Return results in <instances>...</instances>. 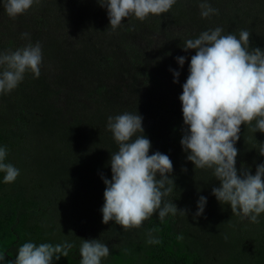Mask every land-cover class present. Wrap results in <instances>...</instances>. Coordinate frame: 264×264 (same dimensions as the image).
Wrapping results in <instances>:
<instances>
[{"label": "trees", "instance_id": "trees-1", "mask_svg": "<svg viewBox=\"0 0 264 264\" xmlns=\"http://www.w3.org/2000/svg\"><path fill=\"white\" fill-rule=\"evenodd\" d=\"M200 0H177L167 13L144 21L134 16L112 30L98 0H40L10 18L0 0V53L29 41L42 47L38 78L27 72L9 94H0V147L20 170L13 183L0 172V253L10 264L25 242L73 243L53 264H80L82 239H100L110 249L101 264H264V213L259 223L232 214L212 195L219 181L210 169L195 168L180 144L182 85L194 50L187 39L222 27L239 38L250 33V48L264 49V0H208L218 15L202 18ZM28 39H22V33ZM185 56L180 68L176 57ZM180 71L173 83L169 69ZM138 112L149 154L159 151L173 163L172 201L186 215L158 214L139 229L102 222L111 154L118 151L107 129L109 116ZM255 122H253L254 126ZM264 133L242 125L236 168L255 174L264 163ZM186 168L184 172L182 169ZM200 196L207 198L195 217ZM159 239L149 244L148 233Z\"/></svg>", "mask_w": 264, "mask_h": 264}, {"label": "clouds", "instance_id": "clouds-1", "mask_svg": "<svg viewBox=\"0 0 264 264\" xmlns=\"http://www.w3.org/2000/svg\"><path fill=\"white\" fill-rule=\"evenodd\" d=\"M40 0H3V8L10 18L15 19L29 11ZM106 8L110 27L119 28L124 20L135 17L144 21L150 15L167 13L177 0H98ZM202 18L218 15L208 0H200ZM251 33L240 30L239 38L224 33L222 27L201 32L198 37L187 39L183 51L194 50L189 64V75L182 85L179 100L182 103L183 135L180 144L188 153L187 160L195 168L210 169L219 181L213 187L214 195L221 204L231 206L232 214L259 223L264 213V163L257 165L255 174L236 168L241 126H249L253 133H264V49L250 48ZM28 39V33L21 34ZM183 68L185 56L175 58ZM43 62L42 47L29 41L15 51L0 53V94H9L23 81L27 72L38 78ZM173 83H179L180 71L169 69ZM253 122H255L253 126ZM143 117L138 113L124 112L109 116L107 129L118 145V151L111 154V179L101 174L105 184L104 204L101 209L102 222L114 221L123 230L139 229L154 214L161 222L165 217L180 214L172 201L165 200L175 186L171 178L173 163L168 155L156 151L149 154L151 141L144 135ZM264 156V144L259 147ZM6 147H0V172L3 181L13 183L20 170L6 162ZM182 171L186 172L184 168ZM207 198L200 196L195 217L203 214ZM148 233L147 243L159 244ZM73 243L58 244L25 242L10 264H53L61 257H67ZM80 264H101L110 249L100 239H82L79 248ZM0 261L5 255L0 253Z\"/></svg>", "mask_w": 264, "mask_h": 264}]
</instances>
